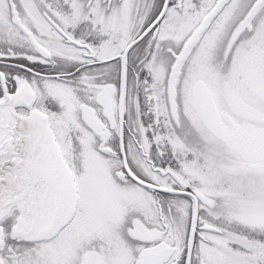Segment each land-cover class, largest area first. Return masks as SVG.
<instances>
[{"label": "snow or ice", "instance_id": "1", "mask_svg": "<svg viewBox=\"0 0 264 264\" xmlns=\"http://www.w3.org/2000/svg\"><path fill=\"white\" fill-rule=\"evenodd\" d=\"M0 264H264V0H0Z\"/></svg>", "mask_w": 264, "mask_h": 264}]
</instances>
